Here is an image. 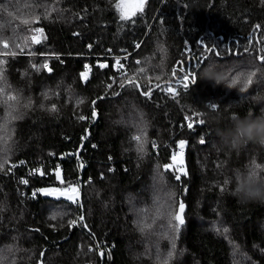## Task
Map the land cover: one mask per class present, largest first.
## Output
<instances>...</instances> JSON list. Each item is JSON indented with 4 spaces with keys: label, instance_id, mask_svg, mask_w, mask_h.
Returning a JSON list of instances; mask_svg holds the SVG:
<instances>
[{
    "label": "trees",
    "instance_id": "obj_1",
    "mask_svg": "<svg viewBox=\"0 0 264 264\" xmlns=\"http://www.w3.org/2000/svg\"><path fill=\"white\" fill-rule=\"evenodd\" d=\"M119 2L0 0V264H264V203L232 194L264 147L220 140L264 110V0H146L127 20ZM212 61L219 86L200 79ZM68 187L76 203L38 191Z\"/></svg>",
    "mask_w": 264,
    "mask_h": 264
},
{
    "label": "clouds",
    "instance_id": "obj_2",
    "mask_svg": "<svg viewBox=\"0 0 264 264\" xmlns=\"http://www.w3.org/2000/svg\"><path fill=\"white\" fill-rule=\"evenodd\" d=\"M200 79L219 86L223 82V71L215 62H210L200 72ZM233 131L227 135H221V145L229 150H239L241 146L251 142L264 147V110L255 117L249 113L245 117H234L232 121ZM264 165L256 168L250 166L239 173L232 193L241 203H264Z\"/></svg>",
    "mask_w": 264,
    "mask_h": 264
},
{
    "label": "snow or ice",
    "instance_id": "obj_3",
    "mask_svg": "<svg viewBox=\"0 0 264 264\" xmlns=\"http://www.w3.org/2000/svg\"><path fill=\"white\" fill-rule=\"evenodd\" d=\"M121 19H122V20H127V19H129V17H128V16H124V15H122V16H121ZM25 23H27V21H25ZM257 27H259V26H257ZM37 31H41V30H37ZM32 42H33V43H40V40H38V39H36L35 37H33ZM139 46H140V45L137 44V47H139ZM4 47L7 48V47H8V44H7V43H4ZM212 50H213L212 48H206V51H208V52H211ZM217 54H218V53H217ZM206 59H208V58H207V57H202V58L198 61V63H203V61L206 60ZM261 60H264V57H261ZM116 63H117V65H118L119 67H121V68L123 67V65L120 63L119 59H117ZM209 64H210V62H209L206 66H204V68L207 67V66H209ZM99 66H100L101 68L107 67L106 64H100ZM33 67L36 68L37 66H36V65H33ZM42 67L45 68V69H47L48 71H51V69L48 68L47 63H45ZM85 68L88 69V65H85ZM204 68H203V69H204ZM140 71L143 72L144 69H141ZM0 72H2V70H0ZM80 75H81V79H82V80H85V81L87 80V78H88V73H87V71H86V72H82ZM253 76H255V73H254V72L251 73V74H249V75L247 76V80H246V82L244 83V87H242V88L240 89L241 92H244V91L248 88V86L251 85V84L253 83ZM157 79H159V77H157ZM188 79H189V77H188L187 75H185V77H184L183 79H178V80H176V83H177V84H181L182 87H183L184 89H188L189 84H188L187 82H185V81H187ZM238 79H239V78H237V79H233V80H232V85H235V84L238 82ZM192 82H193V83L195 82V78H194V77L192 78ZM129 83H133V84H134L135 82H134V81H129ZM232 85H230V86H232ZM123 86H124V85H121V87H123ZM136 86L139 87L138 85H136ZM109 87H111V86L109 85ZM0 91H2V90H0ZM167 91H169V92L172 94L173 98H175L177 95H179L178 90L175 89V88H173L171 84L168 85V87H167ZM150 93H151V89H149L148 92H145V93H142V94H144V95H150ZM8 99H9V100H15L16 97H15V96H9ZM210 107L213 108V109H215V108L217 107V105H215V104H211ZM52 110H53V111L55 110V106H53ZM95 115H96L95 110H93V117H95ZM80 119H85V117L82 116V117H80ZM186 119H190V118L186 117ZM200 123H203V121H200ZM187 126H188V128L191 129V128L193 127V124H192V123H188ZM6 127H7V124L4 125V128H6ZM85 138H86V137H85ZM133 139H135V140L137 141L138 145H139V147H138V151L143 152V143L141 142V137H140V136H135ZM204 142H205L204 139H201L200 143L203 144ZM185 143H186V142L183 141V140L179 141V143H178V148L181 149V152H179V153L174 152V153H173V155H172V159H173L174 161H176L177 158L179 157V158H180V162L182 163V150H183V148L185 147ZM153 146L155 147V145H153ZM94 147H95V146H94ZM21 163H23V161H21ZM0 167H2V165H0ZM13 167H15V165H13ZM81 167H83V165H81ZM163 167H164L165 171H167L169 168L172 167V165H168V164H166V165H164ZM255 167H256V168H259L260 165L257 164V165H255ZM173 171H175V169H173ZM40 174L43 175L44 173L41 172ZM183 174L186 175V174H187L186 171H184ZM56 175H57V178L59 179V178H60V172H59V169L56 170ZM175 178H176L177 180H179L181 177H180L179 175H177ZM21 182L24 183V184H27V183H28L27 180H22ZM61 183H63V180H61ZM227 183H228V181H225V184H227ZM223 190H224V188L222 187V188H221V191H223ZM38 191H39L40 193H42L43 195H45V196H58V195H63V194H64L63 190H57V189H39ZM72 191L75 192V191H77V190H76V189H72ZM35 196H36V192H33V197H35ZM69 199L72 200L73 203H76L75 198H73V197H69ZM184 207H185L184 204L181 202V203L179 204V211H177V212H175L174 214H172V215H171V219L169 220V226H170L172 229H174V231H175L176 233H179V231H180V227L184 224V219H183ZM79 220L82 222V221H83V216H81V217L79 218ZM173 221H175V223H173ZM71 223L74 225V224H76L77 222H76V221H72ZM83 226H84V227H87V225H83ZM149 227H151V225H144V226H142V227L140 228V230H141V232H143V231H145L146 228H149ZM224 231L227 232L228 230H227V229H224ZM172 248H173V249L175 248V243L172 244ZM42 255H43V254H42ZM101 255H103V253H101ZM172 256H173V252H172V251H169V252H168V257L171 258ZM165 264H167V261H165Z\"/></svg>",
    "mask_w": 264,
    "mask_h": 264
},
{
    "label": "rangeland",
    "instance_id": "obj_4",
    "mask_svg": "<svg viewBox=\"0 0 264 264\" xmlns=\"http://www.w3.org/2000/svg\"><path fill=\"white\" fill-rule=\"evenodd\" d=\"M146 0H120L119 2V12L120 15H124V16H128L131 17L133 15H135L137 12H140L145 4ZM176 163H180V158L178 157L177 160L175 161ZM72 189H76L77 188H72ZM71 190H64V194L63 195H58V196H54V197H63L67 200H70L69 197H73L76 198L75 196L78 195V191L73 192ZM58 190V189H57ZM72 201V200H70Z\"/></svg>",
    "mask_w": 264,
    "mask_h": 264
},
{
    "label": "bare ground",
    "instance_id": "obj_5",
    "mask_svg": "<svg viewBox=\"0 0 264 264\" xmlns=\"http://www.w3.org/2000/svg\"><path fill=\"white\" fill-rule=\"evenodd\" d=\"M130 56V53H126V54H122V55H113V56H110L113 60H115V63L113 64V68H114V70H115V72H117V73H120L121 75H124L125 73H126V67H127V61H128V57ZM117 59H119V61H120V63L123 65V67L121 68V67H119L118 65H117V63H116V61H117ZM88 66H90L91 67V69L90 70H88V69H86L85 68V70H84V72H86L87 71V73H88V78L90 77V75H91V72H92V66H91V64L90 63H86ZM100 64H105V62H96L95 63V65L96 66H98V67H100L99 65ZM101 68V67H100ZM87 78V79H88ZM85 80H83V82H84ZM58 167H59V165H57ZM57 167V169H59ZM38 170L39 171H37V169H36V171L37 172H41V167L40 168H38ZM67 190H71V187H68V188H66ZM76 224H74V225H76V226H78V221L76 220ZM101 255V254H100ZM102 256V255H101Z\"/></svg>",
    "mask_w": 264,
    "mask_h": 264
},
{
    "label": "water",
    "instance_id": "obj_6",
    "mask_svg": "<svg viewBox=\"0 0 264 264\" xmlns=\"http://www.w3.org/2000/svg\"><path fill=\"white\" fill-rule=\"evenodd\" d=\"M96 120H97V115H95V119H94V122H96Z\"/></svg>",
    "mask_w": 264,
    "mask_h": 264
},
{
    "label": "built area",
    "instance_id": "obj_7",
    "mask_svg": "<svg viewBox=\"0 0 264 264\" xmlns=\"http://www.w3.org/2000/svg\"><path fill=\"white\" fill-rule=\"evenodd\" d=\"M87 65V64H86ZM91 69V67L90 66H88V70H90Z\"/></svg>",
    "mask_w": 264,
    "mask_h": 264
}]
</instances>
